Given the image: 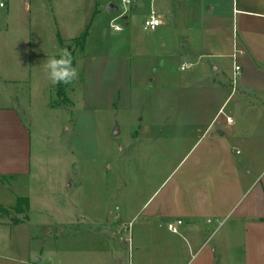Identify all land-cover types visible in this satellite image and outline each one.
Returning a JSON list of instances; mask_svg holds the SVG:
<instances>
[{
    "label": "rangeland",
    "instance_id": "374dc122",
    "mask_svg": "<svg viewBox=\"0 0 264 264\" xmlns=\"http://www.w3.org/2000/svg\"><path fill=\"white\" fill-rule=\"evenodd\" d=\"M26 1L31 2L29 9ZM212 1L139 0L125 6L122 0H8L0 7V103L19 108L32 131V173L11 184L30 199L33 210L34 224L12 245L27 248L28 259H41V264H133L135 253L133 249L130 255L126 235L90 241L85 234L74 238L55 223L72 222L76 214L80 220L103 223L105 210L111 222L123 210L133 217L196 138L191 132L189 140L136 142L141 124L203 127L218 105L211 91L222 88V99L235 94L233 73L228 85L227 70H211L212 63L232 61L216 52L222 40L224 46L232 45V34L212 28L220 23L208 14ZM151 8L164 24L147 32L143 23ZM125 10L127 18L116 19L123 29L115 31L111 20ZM57 28L67 37L86 34V45L75 50L79 78L67 87L70 104L52 108L60 100L43 67L47 58L41 55L59 53L56 37L48 35ZM64 43L61 49L73 50L71 41ZM184 63L188 68L182 71ZM217 79L224 82L222 87ZM247 120L256 126L260 119ZM255 145L248 149L256 159L264 150ZM12 217L19 216L0 207V219ZM32 234L36 237L30 239ZM112 244L117 246L114 253L108 251Z\"/></svg>",
    "mask_w": 264,
    "mask_h": 264
},
{
    "label": "crops",
    "instance_id": "0c3cea01",
    "mask_svg": "<svg viewBox=\"0 0 264 264\" xmlns=\"http://www.w3.org/2000/svg\"><path fill=\"white\" fill-rule=\"evenodd\" d=\"M30 5L26 1L25 9ZM208 14L220 21L212 28L232 34V45L224 46L222 40L215 48L222 58H232L231 63L215 62L211 67L217 74L227 70L228 85L235 46L238 50L241 70L235 94L222 99V88L209 90L218 105L207 115L209 121H204L203 127L200 123L141 124L136 142L189 140L191 132L196 138L133 217H126L123 210L111 222L105 210L103 223L80 220L78 214L72 222L55 223L69 229L74 238L85 234L93 241L114 235L121 240L126 235L132 240L133 264H264V152L255 159L249 151L254 144H259L255 145L257 150H264V129L260 126L264 118V0H214ZM56 31L50 30L48 35L51 40L56 37L60 50V40L77 38L65 36L59 28ZM41 56L50 57L46 53ZM227 116L234 119L233 124L227 123ZM247 118L260 120L255 126V121ZM31 173L30 125L12 102L0 103V207L19 216L10 221L0 219V264H41V259H28L27 248L15 246L24 239L23 229L34 223L30 199L13 190L11 184L27 180ZM179 220L178 233L170 231L168 224ZM35 237L32 234L30 239ZM116 247L112 244L108 251L114 253ZM118 260L114 258L116 263Z\"/></svg>",
    "mask_w": 264,
    "mask_h": 264
},
{
    "label": "built area",
    "instance_id": "2783aa9c",
    "mask_svg": "<svg viewBox=\"0 0 264 264\" xmlns=\"http://www.w3.org/2000/svg\"><path fill=\"white\" fill-rule=\"evenodd\" d=\"M8 0H0V7H5L6 6V2ZM139 0H122L123 4L125 6H132L135 5ZM127 10L123 11L117 18L111 20V28H113L115 31H122V27L116 23V19L120 18V17H124L127 18L126 16ZM164 23L163 19L161 18V16L159 15V13L157 12V10H155L154 8H152L148 14V16L146 17V19L144 20L143 23V28L145 31L147 32H153L155 30H157L160 26H162ZM233 79H234V87H235V91H236V84L238 83V75L240 73L241 67L238 64V50L235 46V51L233 54ZM188 68V65H183L182 66V70H186ZM226 121L228 124H233L234 123V119L227 116L226 117ZM182 221L179 220L177 221V223L175 222H171L168 224V229L174 233H178V227L177 224H181ZM129 243V249H130V255L133 252V245H132V240L129 239L128 240Z\"/></svg>",
    "mask_w": 264,
    "mask_h": 264
},
{
    "label": "clouds",
    "instance_id": "9594fccd",
    "mask_svg": "<svg viewBox=\"0 0 264 264\" xmlns=\"http://www.w3.org/2000/svg\"><path fill=\"white\" fill-rule=\"evenodd\" d=\"M43 67L53 86L71 85L79 78V69L74 66L73 56L67 49H61L57 55L47 57Z\"/></svg>",
    "mask_w": 264,
    "mask_h": 264
},
{
    "label": "trees",
    "instance_id": "16d2710c",
    "mask_svg": "<svg viewBox=\"0 0 264 264\" xmlns=\"http://www.w3.org/2000/svg\"><path fill=\"white\" fill-rule=\"evenodd\" d=\"M61 44L62 46H65L64 42L62 40ZM72 45L70 46V48H72L73 50H70L69 52L72 54L73 56V64L74 66L76 65L75 62V50L76 48H79L81 50H84V47L86 45V34H82L80 36H78L77 38L71 40ZM53 86V85H52ZM67 87L68 85H64V84H59L56 86H53L52 89L56 91L57 97L59 98L60 101H57L54 103V101L51 103V107L55 108L56 106H65L70 104V100L67 97Z\"/></svg>",
    "mask_w": 264,
    "mask_h": 264
},
{
    "label": "water",
    "instance_id": "95a60500",
    "mask_svg": "<svg viewBox=\"0 0 264 264\" xmlns=\"http://www.w3.org/2000/svg\"><path fill=\"white\" fill-rule=\"evenodd\" d=\"M114 9H115V8H114L113 5H110V6H109V10H110V11H113Z\"/></svg>",
    "mask_w": 264,
    "mask_h": 264
}]
</instances>
